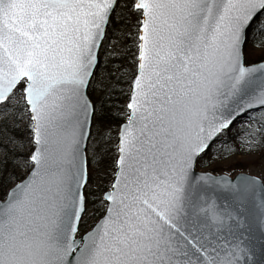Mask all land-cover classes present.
<instances>
[{"label": "snow or ice", "instance_id": "6c2138e0", "mask_svg": "<svg viewBox=\"0 0 264 264\" xmlns=\"http://www.w3.org/2000/svg\"><path fill=\"white\" fill-rule=\"evenodd\" d=\"M250 38L264 0H0V264H256L264 155L208 167L264 153Z\"/></svg>", "mask_w": 264, "mask_h": 264}, {"label": "trees", "instance_id": "16d2710c", "mask_svg": "<svg viewBox=\"0 0 264 264\" xmlns=\"http://www.w3.org/2000/svg\"><path fill=\"white\" fill-rule=\"evenodd\" d=\"M117 26L118 27L120 26V22H118V25ZM263 42H264V39H258L255 42L251 38L249 39V43H248L247 48H246V57L249 60V62H259V61H261V59L263 57H261L259 54L255 53V52H253L252 49H253V47H255L256 44L261 45ZM105 74L106 73H102V75H105ZM119 86L120 87H126V85H119ZM92 97L99 104L101 102V100H103L105 98V93L102 92V91H95V92L92 93ZM112 102H118L120 104H123V98H120L118 101H116L115 100V97H113V101ZM105 111L107 113H109V116L106 117L105 122L106 123H111L112 126H113V131L110 133L109 136L105 137V143H107L109 140H111L112 141V146L114 148L115 127H116V125H117L118 122L116 120L112 119L111 116H110V114L112 112H115L116 109L115 108L105 107ZM8 134L9 135H14V136H16L18 138H21V137H23L26 134L25 133V126H21L20 125L19 129H16L14 131L10 129ZM92 155H93V153L90 151L89 152V159L90 160L92 159ZM97 159L99 160L100 157L98 156ZM3 160H4V155L1 152L0 153V169H3L4 171H0V178H2L7 172H11L13 170L11 158L8 159L7 164H4L3 163ZM94 166L96 167V172L101 167V165H99V164L94 165ZM235 167H236L235 169L234 168L230 169L231 170L229 172L230 174L231 173L233 174L236 170L237 171L238 170L243 171L245 169L241 165H236ZM99 175L102 176L103 175V172L101 171L99 173ZM96 187L97 186L94 187V185L92 184L93 191L96 190ZM3 191H4V189L0 188V196L3 195Z\"/></svg>", "mask_w": 264, "mask_h": 264}, {"label": "rangeland", "instance_id": "374dc122", "mask_svg": "<svg viewBox=\"0 0 264 264\" xmlns=\"http://www.w3.org/2000/svg\"><path fill=\"white\" fill-rule=\"evenodd\" d=\"M253 52L259 54L261 57L264 58V42L260 45V46H255L253 47ZM21 126H24L23 123H21ZM1 153V152H0ZM264 155V153L261 152H257L255 153V160L254 161H250L246 159L247 156V152L245 151H241L240 153H238L237 155H235L234 157L231 158V163L229 165H218L216 162H213L211 164L208 165V167H211L213 169H215L217 172H223V174H226L230 177H232L233 175H235L236 173H241V172H247V173H252L254 175H260L262 172V164H261V156ZM236 165H241L243 166L245 169L243 171L241 170H236L233 174L229 173L232 168H236ZM19 174V173H17ZM92 175H93V185L94 187L97 186V172H96V167L93 166L92 168Z\"/></svg>", "mask_w": 264, "mask_h": 264}, {"label": "water", "instance_id": "95a60500", "mask_svg": "<svg viewBox=\"0 0 264 264\" xmlns=\"http://www.w3.org/2000/svg\"><path fill=\"white\" fill-rule=\"evenodd\" d=\"M238 174L239 173L235 174L232 177H237ZM253 236H254V239L252 243H253L254 250L256 252L255 260H256V264H260V262L264 260V252L261 251L262 241H261L260 231L258 229L254 230Z\"/></svg>", "mask_w": 264, "mask_h": 264}]
</instances>
